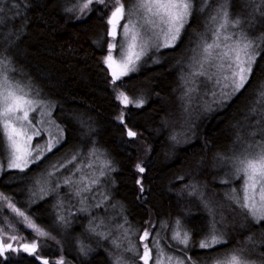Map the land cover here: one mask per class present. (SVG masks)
Here are the masks:
<instances>
[{"label":"trees","instance_id":"1","mask_svg":"<svg viewBox=\"0 0 264 264\" xmlns=\"http://www.w3.org/2000/svg\"><path fill=\"white\" fill-rule=\"evenodd\" d=\"M123 2L127 8L129 0ZM200 2L195 0L192 16L174 47L158 51L154 61L149 54L135 73L113 85L104 59L107 45L116 40L108 35L107 10L96 11L104 5L93 4L90 12L81 14L79 5L83 0H7L9 12L0 25V59L10 61L12 77L31 85L54 105L53 119L64 140L41 163L24 171L1 172L0 193L10 197L50 236L41 238L32 229L14 224L11 234L23 236L28 242L37 238V255L42 259L22 251L8 252L7 259L0 258V264H42L43 259L55 264L61 258L64 264H115L117 257L124 264H143L133 251L125 249L131 242L142 251L146 243L140 235L145 229L152 234L149 239L159 233L163 248L185 258L186 254L191 259L208 260L210 253L243 248L244 255L264 261V221L255 224L246 219L226 199L225 192L232 186L239 191L241 181L230 178L226 160L220 159L241 152L243 143L237 141L238 135L252 142L255 138L249 132L261 127L257 120L264 104L257 101L264 85V43L244 88L226 103H215L210 111L201 113L193 130L182 128L177 102L186 65L199 35L201 46L205 39L211 41L210 15L219 6L217 0H207L203 11H198ZM229 7L232 15L248 22L251 38L264 37V16L260 14L264 6L254 11V3L231 0ZM117 52L116 48L114 57ZM117 91L124 92L130 100L142 99L143 105L123 106ZM127 129L137 136H127ZM93 150L95 156L90 155ZM73 156L74 162L68 163ZM89 162L94 165L92 177L99 181L87 192V200L95 210L93 218L82 209L79 196L71 207L59 202V193L63 198L64 193L73 191L64 180L71 177L74 185L82 174L89 175ZM105 162L109 167H103ZM137 164L145 168L143 173L138 172ZM53 166L59 171L49 177ZM78 166L85 171L73 175ZM101 171L104 175H100ZM222 179L229 182L221 183ZM45 181L52 186L59 183L60 192L40 193ZM193 184L203 194V201L214 209L216 220L222 221L216 227L225 233L226 244L211 249L198 247L212 220L203 202L200 209L185 198L186 186ZM81 195L85 197L86 192ZM97 204L104 210L105 205L111 208L106 213L113 221L108 235L94 219L95 214L104 213ZM60 216L65 217L63 222ZM176 219L191 235L188 249L180 252L173 250L168 239ZM0 220L3 221L1 213ZM0 226L8 232L9 225ZM117 227L121 229L115 231ZM125 231L133 232L131 240L124 241ZM248 236L255 245L247 241ZM114 239L119 248L112 243ZM149 243L153 249L151 240Z\"/></svg>","mask_w":264,"mask_h":264},{"label":"snow or ice","instance_id":"2","mask_svg":"<svg viewBox=\"0 0 264 264\" xmlns=\"http://www.w3.org/2000/svg\"><path fill=\"white\" fill-rule=\"evenodd\" d=\"M245 2L256 4L257 7L254 11H259V7L264 6V0H245ZM230 3L231 0H217L219 6L213 9L215 14L210 15V20L213 23V27L210 29L211 41L205 39L201 46L199 58H193L189 78L185 79V84L190 85L187 87L185 95L196 92L199 87L198 78L204 77L203 83L211 82L213 85L211 95L216 99L212 102L223 104L239 93L251 77L253 65L260 54L261 44L264 43V37L251 38L241 28V18L238 15H230ZM93 4L105 6L104 8H97L96 11L103 13L107 10L108 14L105 19L107 25L110 26L108 35L112 37V40L115 41L117 35L121 37L118 55L115 57L113 55L117 44L109 43L107 45L108 54L104 59V63L110 69L112 78L110 82L113 85L121 77L135 70L136 62L151 48L159 50L161 47H173L195 9V0H129L127 8L123 0H107V4L106 0H83V3L79 5V12L81 14H84L85 10L90 12ZM206 6L207 0H201L199 9L196 10L203 11ZM260 14L264 16V12ZM122 20L124 24L121 27L120 22ZM230 29L240 30L230 31ZM9 65L10 61H7V58L0 59V151L7 153V169L24 171L30 163L39 161L44 155L40 143L38 142L33 148L31 141L34 137L39 136L41 131H48V126L54 125L50 119L53 105L41 98L39 91L34 93L33 89L26 88L15 77L10 76L14 69ZM258 95L261 99L257 103L264 104V85H261V91ZM117 99L125 106L130 103L134 104L135 107L143 105L142 99L130 100L122 91H117ZM33 112L36 113V117L30 118V114ZM119 119L123 123V115ZM262 122H264V108H261L260 117L257 120L261 127L249 132V135L253 137L259 132L261 138L247 142L238 135L237 141L243 143L242 153L227 158L220 157L222 161L226 160L227 162L230 178L241 181L239 191L235 186H232L225 192L226 199L230 201L231 205L239 208L246 219H251L255 224L264 221V123ZM125 127L127 128V125ZM61 135L62 130H58L55 134L49 133V138L45 142L47 151L52 150L54 142H60ZM126 135L136 137L137 133L127 129ZM90 155L95 156V150ZM74 160L75 156L68 163H73ZM65 166L66 164L60 165V167ZM86 167L92 168L93 164L89 162ZM103 167H109V163L105 162ZM53 168L54 171L48 174L49 177L54 176L55 171H59V167L53 166ZM136 169L140 173L145 171V168L140 164L136 165ZM76 171H80V166L76 167L72 174L75 175ZM100 175H104V172L101 171ZM98 182V179L93 178L91 174L87 176L82 174L76 183L83 185V187H76L73 194L81 197L80 203H84L86 197L81 194L91 192L92 187ZM228 182L227 179L221 180V183L227 184ZM48 183L50 181H45L40 186V193L46 194L48 191H56L60 187L57 183L55 188L49 189L46 187ZM64 183L72 184L73 182L70 178H66ZM186 187L190 189L189 195L197 193L195 184ZM143 190L141 187L140 191L143 192ZM200 195L202 199V193ZM0 202H2L0 208L6 206L16 217L20 218V222H26L27 227L39 237L50 236V233L43 231L33 223L24 210L16 207L10 197L0 193ZM203 203L213 219L208 234L200 240L198 247L211 249L217 245L226 244L225 233L216 227V224L222 223V221L216 220L214 209L207 201H203ZM95 206L99 207L100 205ZM59 219L63 222L65 217L60 216ZM150 235L152 234L149 230L145 229L140 239L142 241L147 240ZM160 239L159 233H156L151 240L152 246L156 249L154 264H164L162 257L167 255L160 245ZM170 239L185 248L189 245L190 232L181 224L179 219L175 221V228ZM247 241L253 245L256 243L252 236H248ZM112 243L117 248L120 247L115 239ZM129 243L130 247L125 251H133L138 259L143 261V264H149V260L153 259L151 256L152 248L148 244H144L141 251L132 246L131 242ZM37 249L38 240L35 236L31 242H28L25 237L5 232L4 228H0V258L7 259L6 253L8 252L23 251L40 260L42 258L37 255ZM209 255L211 264H255V261H251L244 255L243 248H234L227 252L220 250L218 253H210ZM185 256L188 261H191V257H187L186 254ZM167 260L168 264H185L184 259L171 255H167ZM42 264H49V261L43 259ZM55 264H64L63 259L55 261ZM115 264H124V261L117 257Z\"/></svg>","mask_w":264,"mask_h":264},{"label":"rangeland","instance_id":"3","mask_svg":"<svg viewBox=\"0 0 264 264\" xmlns=\"http://www.w3.org/2000/svg\"><path fill=\"white\" fill-rule=\"evenodd\" d=\"M6 6H8L7 0L6 1L0 0V9H2V12H0V25L2 24V17L7 16L8 12H9V9ZM229 11H230V7H229ZM230 15H232L231 11H230ZM239 17L241 18V21H242L241 28H243V30L249 35L250 32H249L248 28H249L250 25L248 24V22L242 16H239ZM188 22H189V20H188ZM188 22L186 23L185 27L182 29L179 39L182 37L183 32H184ZM120 24H121V27H122L123 24H124V21L122 20L120 22ZM239 30L240 29H230V31H239ZM200 36L201 35L198 36V40L194 43V47L192 48V51L190 53V57H189L190 61L186 65V75H185V78H184V80L182 82L183 88H182V91L179 94L178 102H177L178 103V108L180 110V121H181V124H182L181 127L189 129V130H193L195 128V125H197L199 123V121L201 120V113H205V112H208V111L211 110V107L215 104L212 101L216 99L215 97H213L211 95V91L213 89L212 83L209 82V83L205 84V83L201 82V81L204 80V77H199L198 78L199 87H198V90L196 92L190 93L189 95H185L187 87L190 86V85H186L185 84V79L189 78V73L191 71V67L190 66L193 65V58L194 57L199 58V53H200V50H201V39H200ZM179 39L175 42L174 46L178 43ZM120 40H121V37L119 35H117L116 43L118 42L117 43L118 52H117L116 56L119 53V42H120ZM161 43H162V40H161ZM166 48H172V47H161V48H159V50H157L155 48H151L150 50H148L147 53L145 55H143L141 57V59L139 61H137L136 64L134 65V69L135 70L130 71L128 75L121 77V79H123L125 77H128L129 75L135 73L139 69V67L142 64V61L144 60V58H146L149 54H152V58H153V61H154V60L157 59L156 56H154V54H156L161 49H166ZM10 76H12L11 73H10ZM201 78H202V80H201ZM19 83L21 85H23V86H26V88L33 89L34 93H35V91H37L34 87H31V85L22 83L21 81H19ZM40 97L43 98L41 94H40ZM44 100H46V99H44ZM123 106H125V105H123ZM185 109H187V110H185ZM53 111H54V105H53V108H52V111H51V116H50V119L54 122V125L48 126V131H41V134L39 136L34 137L33 140L31 141V144H32L33 148H35V146L37 145L38 142L40 143L41 151L44 152V155L42 156V158L39 161H37L35 163H30L28 165V167L25 168V169H28L32 165L41 163L47 155H49L54 150H56L58 147H60L62 142H63V140H64V135H63V132H62V135L60 137V142L59 143H55L54 142L51 151H47L46 150V143L45 142L49 138V133L55 134L58 130H61V128H59V127L57 128L58 125L53 119ZM33 117H36V113L35 112L30 114V118H33ZM191 132H189V133H191ZM257 133H259V132H257ZM254 138H255V140H259L261 138V136L256 135ZM249 142H251V141H249ZM242 151H243V149L237 155H240L242 153ZM33 155H35V153H33ZM91 163L93 164V162H91ZM6 164H7V153H6V151H0V174H1L2 171H20L19 169H7L6 168ZM75 169H74V171H75ZM82 171H85V169L84 168L83 169L80 168V171H77L76 173H80ZM93 172H94L93 167L92 168H88V173L93 174ZM70 179H71V177H70ZM72 180H73V178H72ZM46 186L49 189H51V188H55L56 185L52 186V185H48L47 184ZM66 186L70 187V188L73 187V188H71L73 190L76 187H83V185L77 184L76 182L74 183V185L66 184ZM59 189H60V187L58 189H56V191H48V192H52V193L58 194L60 192ZM189 191H190V189L188 188L186 190L185 198H187L188 200L192 201L195 205L200 206V209H201V202H203V194H202V199H201V195H200L201 193H199L197 191V193L195 195H189ZM201 192H202V190H201ZM59 196H60V201L59 202L61 204H67V206H69V207L75 205L76 202H77L76 201V197L77 196L73 194V191L69 192V195L64 193V195H63L64 197L63 198H62L60 193H59ZM85 197H86V200L84 201V203H82V209L84 211H86L93 218V213H94L95 210H94V206L92 204H90V202L87 200L88 199L87 192H86V196ZM66 199L68 200L67 203H65ZM0 203H2V202H0ZM105 206H106L105 207L106 210L103 209V205H101L99 207L102 211H104V213L103 214H98V213L95 214V216H97V217L94 218V219H97V227H99L103 231V234L104 235H108L110 233V229H111L113 221L106 214V213L110 212L111 208L108 207L107 205H105ZM236 209L239 210V212H241L239 208H236ZM115 210L117 211V209H115ZM0 213L3 215V221L0 220V223L3 226L9 225L8 230H7L9 233H11V231H13V225L14 224H18L20 226H25L26 228H28L26 222H20V218L16 217L6 206H3L2 208H0ZM210 219L212 220V216L211 215H210ZM0 228H3V227L0 226ZM174 228H175V221L171 225V229L169 231V233H170L169 236H168L169 244L171 245V247L173 246V250H176V251H179V252L180 251H184L185 249H188V247L185 248L183 245H179L175 241L170 239ZM112 229H113V227H112ZM120 229L121 228L117 227V229H115V231H118ZM132 236H133V232H126L125 231L123 233V237H126L124 239V241L131 240ZM150 240H152V239H149V237H148L147 240H143V241L141 240V241L143 242V244L144 243L148 244L150 242ZM20 242H22V241H20ZM160 242H161L160 243V245H161L162 244L161 239H160ZM164 250H165V253L167 255H171L173 257H178V258L184 259L185 260V264H211V259L205 260V259H201V258L195 257V258L191 259V261H188L185 257H182V256L178 255L177 252L174 253L173 251H168L165 248H164ZM26 254H28V253H26ZM167 255L162 257V259L164 261V264H168ZM151 256L153 257V259L149 260V264H154V258L156 256V249L154 247L152 249ZM245 256H247L251 261H255V264H264V261H261V260L255 258V257L248 256V255H245ZM125 264H128V263H125Z\"/></svg>","mask_w":264,"mask_h":264}]
</instances>
